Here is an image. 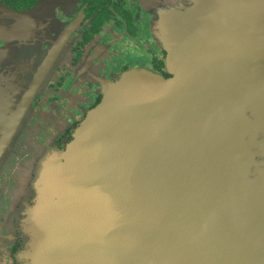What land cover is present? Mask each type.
<instances>
[{
	"label": "water",
	"instance_id": "1",
	"mask_svg": "<svg viewBox=\"0 0 264 264\" xmlns=\"http://www.w3.org/2000/svg\"><path fill=\"white\" fill-rule=\"evenodd\" d=\"M205 5L212 26L178 45L158 12L170 78L105 85L68 151L31 172L12 158L42 80L16 98L0 52V180L33 179L20 264H264V0H199L200 20ZM1 189L0 206L20 198Z\"/></svg>",
	"mask_w": 264,
	"mask_h": 264
},
{
	"label": "flooded vegetation",
	"instance_id": "2",
	"mask_svg": "<svg viewBox=\"0 0 264 264\" xmlns=\"http://www.w3.org/2000/svg\"><path fill=\"white\" fill-rule=\"evenodd\" d=\"M164 1L0 0L1 73L29 75V83L36 76L42 80L11 168L35 171L44 154L66 153L102 104L105 85L117 77L131 72L171 77L157 20ZM28 180L6 171L0 180L1 191L5 187L20 197L0 206V264H20L22 215L25 201H32L33 179Z\"/></svg>",
	"mask_w": 264,
	"mask_h": 264
},
{
	"label": "rangeland",
	"instance_id": "3",
	"mask_svg": "<svg viewBox=\"0 0 264 264\" xmlns=\"http://www.w3.org/2000/svg\"><path fill=\"white\" fill-rule=\"evenodd\" d=\"M183 3L187 4L186 8L182 7ZM198 5H199V0H165L164 4H162V8H161L162 13L164 15L169 14L168 18L165 21L168 23H171V20H174L173 28L180 27L178 29H175L176 35L174 37L176 38V42L174 44L178 45L177 42L180 40H182V41H184V43H186L192 37V34L194 35V37H197L198 30H201V27H203L205 30H208L212 26V24H213L212 18L213 17L211 16V9H210L211 6L205 5V10H206V13L204 14L205 18L203 20H200L197 17V15L199 14V12L202 13L203 7H198ZM171 12H172V14H171ZM171 17L173 19H171ZM184 25H186V27H181ZM164 30H160V32L162 33V32H164ZM168 30H166V31H168ZM172 38H173V36H171V41H172ZM176 50H177L176 56L179 57L181 55L180 54L181 50L179 48H176ZM0 75H2V74H0ZM156 77H159V76H156ZM30 79H31V76L28 75V76H25L24 78H18V80H15L14 84H13L14 81H12V80H4L3 84H4V86H6V89H12V90L16 91L17 93H15L14 96L16 98H19L21 91L28 89L27 87H28V82L30 81ZM11 176H12V173H11ZM0 185L2 186V184H0ZM10 186H11V184H10ZM2 196H4V194H2ZM19 261H20V259H19ZM20 263H21V261H20Z\"/></svg>",
	"mask_w": 264,
	"mask_h": 264
}]
</instances>
